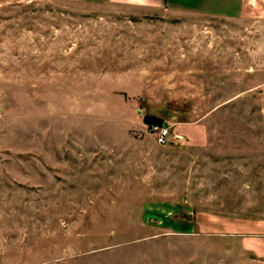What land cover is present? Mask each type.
<instances>
[{
  "label": "rangeland",
  "instance_id": "1",
  "mask_svg": "<svg viewBox=\"0 0 264 264\" xmlns=\"http://www.w3.org/2000/svg\"><path fill=\"white\" fill-rule=\"evenodd\" d=\"M134 1L0 0V264H264V0Z\"/></svg>",
  "mask_w": 264,
  "mask_h": 264
},
{
  "label": "crops",
  "instance_id": "2",
  "mask_svg": "<svg viewBox=\"0 0 264 264\" xmlns=\"http://www.w3.org/2000/svg\"><path fill=\"white\" fill-rule=\"evenodd\" d=\"M206 1L207 0H205L200 6V9L202 8V10L204 11L203 13H205V14H207V13L211 14L212 13L213 15L216 14V16H220V17L228 15V14H226L224 12H220L219 13V12L213 11L212 9H209V7H207V5H205ZM220 1H224V0H215V2H220ZM233 1L235 3V0H233ZM123 2L125 4L131 5V4H135L137 1H134V0H123ZM141 2H142V0H140V3ZM208 2H211V0H208ZM230 6H232V5H230ZM230 242L232 243L233 246H236L235 249L238 250V260H239V257L241 255L240 251H244L249 256H255V254H257V252H259V250H261L258 240L254 239V238H249L248 237V238H242V239H238V240H229L227 242V244L230 243ZM227 253H231V250L228 249ZM230 262H232V261H230Z\"/></svg>",
  "mask_w": 264,
  "mask_h": 264
},
{
  "label": "built area",
  "instance_id": "3",
  "mask_svg": "<svg viewBox=\"0 0 264 264\" xmlns=\"http://www.w3.org/2000/svg\"><path fill=\"white\" fill-rule=\"evenodd\" d=\"M150 131L159 145L166 146L175 140L172 136L171 128L168 126L155 124Z\"/></svg>",
  "mask_w": 264,
  "mask_h": 264
},
{
  "label": "trees",
  "instance_id": "4",
  "mask_svg": "<svg viewBox=\"0 0 264 264\" xmlns=\"http://www.w3.org/2000/svg\"><path fill=\"white\" fill-rule=\"evenodd\" d=\"M146 119H150V118H146ZM154 124H158L157 122H154Z\"/></svg>",
  "mask_w": 264,
  "mask_h": 264
}]
</instances>
